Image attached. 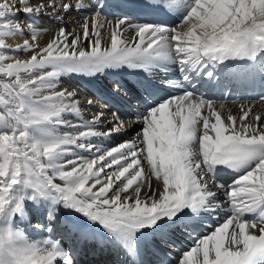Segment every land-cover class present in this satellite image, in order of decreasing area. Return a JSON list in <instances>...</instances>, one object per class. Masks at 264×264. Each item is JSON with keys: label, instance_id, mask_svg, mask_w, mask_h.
I'll return each instance as SVG.
<instances>
[{"label": "snow or ice", "instance_id": "obj_1", "mask_svg": "<svg viewBox=\"0 0 264 264\" xmlns=\"http://www.w3.org/2000/svg\"><path fill=\"white\" fill-rule=\"evenodd\" d=\"M112 7L120 11L108 20ZM73 10L89 14L82 36L61 26L41 46L42 17L63 25ZM17 36L28 38L8 42ZM231 62L257 67L264 101V0H0V264H77L76 249L54 236L63 227L65 237L123 252L121 264H143L146 233L168 243L207 214L216 225L161 264H264V117L241 105L225 118L197 90ZM124 68L147 77L175 68L180 79L139 80L144 110L130 119L141 129L111 144L127 131L119 113L84 119L76 94L57 89L66 75ZM29 213L39 239L19 226Z\"/></svg>", "mask_w": 264, "mask_h": 264}, {"label": "bare ground", "instance_id": "obj_2", "mask_svg": "<svg viewBox=\"0 0 264 264\" xmlns=\"http://www.w3.org/2000/svg\"><path fill=\"white\" fill-rule=\"evenodd\" d=\"M72 2L75 3V0H72ZM86 2L90 3L91 0H86ZM119 2L120 0H112L113 5ZM49 11L51 10L49 9ZM119 11L120 9L112 7L103 14L108 20H113L114 17L110 13ZM61 15L64 21L63 25L54 22L53 20L49 19L48 16L42 17V25L47 29V31H43L41 36L38 38V42L41 46L46 45L53 37V35L58 32L61 26H63L69 33L77 32L78 28L82 33V24L84 23L82 17L89 14L86 12L78 13L73 10L68 13H61ZM152 21L157 23H166L170 26H175L176 24L163 20L162 15L153 16ZM91 24L92 21L91 19H89V25L91 26ZM132 34L133 33L131 31L125 32L124 38L130 39ZM101 36L102 47L109 46V32L105 30V35L101 32ZM25 38L28 37L17 36L15 38H9L8 42L14 46L16 43H22L23 39ZM69 43H71V39H69ZM80 47L88 48V44L83 42L82 40L80 43ZM19 58L24 59L26 57L21 55ZM114 71L116 72V74H113ZM258 73L259 72L256 66L248 67L247 69L225 68V70H223L220 74V79L228 83V85L231 87V93L224 96L222 94L214 93L208 88H205V95L207 98H211L214 100L218 109L221 105H223L222 116H224L225 118L229 114L239 117L242 114L240 111L241 105H244L245 107L252 106L253 113H261L262 117H264V101L258 100L256 98H251L249 96L250 87H252V78ZM151 77L155 78L157 81H163L165 79L178 81L180 79V74L175 70V68H173L169 73L156 72ZM138 81L139 79L135 78L124 69L106 70L105 72L94 77L78 74L63 76L60 79L57 90L66 89L67 91L74 92L76 94L75 99L80 101L81 107L84 112V119H91L93 115H97L101 111L107 118H110L112 116V113L114 112L119 113L121 119L125 120L127 131H124L118 136L111 137L109 143L116 144L120 141L133 138L135 134L141 129L140 124H133L130 119L137 109H139L140 111L144 110L143 101L141 99V92L137 88ZM131 82H135V85L133 86ZM117 85H120V87L117 88ZM235 94L237 95V97L233 98ZM88 100H91L93 102L92 105L87 104ZM96 108L98 110H95ZM249 118H251V114ZM102 123H106V121H102ZM107 127L110 128L112 127V125L107 124ZM61 131H63V129ZM94 143H101V141L97 140L94 141ZM230 179L231 178H227L223 175H218V180L220 181H229ZM152 185L153 187H157V181L154 177L152 178ZM218 196L221 200H223L222 192H219ZM220 215L222 217L223 214L221 213ZM214 216L215 214H207L203 216L199 221L195 231H193L192 228H189L191 230L189 231L183 227L172 231V240L168 242L169 244H171L170 247L163 241L155 240L158 243L152 244L153 254H145V259L148 261V264H150L154 258H157L158 261L168 260L166 259L165 254H170V252H164V249H169L171 251H174L175 254H178L175 257V259H177L181 255L182 249H186L190 244L192 236L202 234L203 231L201 229L210 231L216 225L217 220L214 218ZM29 220L31 221V223H29ZM37 222L38 221L33 218V215L29 213L25 221L19 226L26 228V231L30 236L39 239L41 238V234L36 233L31 227V224H35ZM68 223L70 224L71 221H68ZM201 225H203V227ZM67 232L68 229L66 227L56 229L54 232V236L55 238L62 239L65 243V247H74L77 251V264H83L82 258H84V251L82 248L83 246L80 244L81 239H79L78 236L72 234H68L65 237L63 234ZM180 232L187 234V236L181 235ZM189 233L191 235H189ZM158 244L162 245V249H160V246H158ZM85 250H87V248H85ZM160 251H162V254ZM93 258L96 259V262L99 261L103 264H116V262L113 260V253L111 251L98 254L97 256L94 255ZM93 263L94 262H91L90 264Z\"/></svg>", "mask_w": 264, "mask_h": 264}, {"label": "rangeland", "instance_id": "obj_3", "mask_svg": "<svg viewBox=\"0 0 264 264\" xmlns=\"http://www.w3.org/2000/svg\"><path fill=\"white\" fill-rule=\"evenodd\" d=\"M104 15V14H103ZM89 28L91 29V26L89 25ZM101 32L105 35V30H101ZM77 35H81L82 33L79 31V28H78V31L77 32H75ZM86 45V44H85ZM95 110H98L97 108L95 109ZM207 222V221H206ZM208 223V222H207ZM202 227H203V225H201ZM201 226H199V227H201ZM204 228H206V227H204ZM209 229V228H208ZM203 232L204 231H207L206 229H201ZM198 235V234H197Z\"/></svg>", "mask_w": 264, "mask_h": 264}]
</instances>
